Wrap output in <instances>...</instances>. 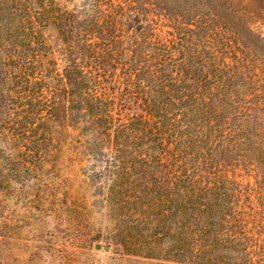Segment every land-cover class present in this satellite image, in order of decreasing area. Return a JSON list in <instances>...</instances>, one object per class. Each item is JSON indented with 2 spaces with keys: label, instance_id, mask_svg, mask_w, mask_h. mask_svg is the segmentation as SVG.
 I'll use <instances>...</instances> for the list:
<instances>
[{
  "label": "trees",
  "instance_id": "trees-1",
  "mask_svg": "<svg viewBox=\"0 0 264 264\" xmlns=\"http://www.w3.org/2000/svg\"><path fill=\"white\" fill-rule=\"evenodd\" d=\"M53 4L0 0V157L82 127L146 251L262 264L230 174L264 191V0Z\"/></svg>",
  "mask_w": 264,
  "mask_h": 264
},
{
  "label": "rangeland",
  "instance_id": "rangeland-1",
  "mask_svg": "<svg viewBox=\"0 0 264 264\" xmlns=\"http://www.w3.org/2000/svg\"><path fill=\"white\" fill-rule=\"evenodd\" d=\"M50 1L55 9L78 13L88 0ZM51 127L40 147L0 157V264H175L158 257L159 247L146 251V233L118 225L124 214L107 200L105 167L93 157V142L83 136V128ZM44 129L38 131L40 139ZM230 177L241 191L240 210L264 257V191L258 173L238 170Z\"/></svg>",
  "mask_w": 264,
  "mask_h": 264
},
{
  "label": "water",
  "instance_id": "water-1",
  "mask_svg": "<svg viewBox=\"0 0 264 264\" xmlns=\"http://www.w3.org/2000/svg\"><path fill=\"white\" fill-rule=\"evenodd\" d=\"M96 248H97V250H100L102 247H101L100 245H98ZM105 250L108 251V250H109V247L106 246V247H105Z\"/></svg>",
  "mask_w": 264,
  "mask_h": 264
}]
</instances>
